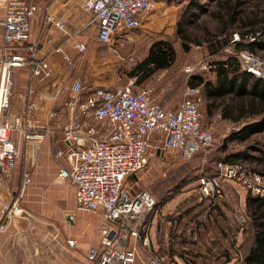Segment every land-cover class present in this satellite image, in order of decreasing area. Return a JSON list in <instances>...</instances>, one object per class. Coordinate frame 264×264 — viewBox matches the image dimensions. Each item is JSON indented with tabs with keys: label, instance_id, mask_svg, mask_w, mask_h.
Returning <instances> with one entry per match:
<instances>
[{
	"label": "built area",
	"instance_id": "built-area-1",
	"mask_svg": "<svg viewBox=\"0 0 264 264\" xmlns=\"http://www.w3.org/2000/svg\"><path fill=\"white\" fill-rule=\"evenodd\" d=\"M160 0H86L84 9L96 19V42L113 49L114 43L124 32H133L142 25L144 16ZM4 15L2 44L0 47V173L8 175L20 151L11 140L18 133L24 143H31L39 136L32 129H22V117L12 121L4 118L8 111L11 73L13 70H29L36 78L48 79L50 69L45 61L35 60L34 49L24 58L14 54L16 47L27 44L31 35V20L38 7L25 0H0ZM54 26L63 30L61 22ZM259 35L244 39L253 42ZM242 40L233 36L231 43ZM243 42V41H242ZM85 46L76 45L83 53ZM115 51V50H113ZM57 52H61L60 49ZM240 71L264 79V62L244 52L236 57ZM69 62V58L64 56ZM192 70L189 69L188 72ZM131 81L124 87L112 90L85 88L74 82L64 109L70 113L69 127L64 130V151L56 153L65 157L69 170H60L58 178L69 180L74 188L75 208L79 212L101 213L103 224L98 230L100 249H90L87 264H161L157 256L150 253L149 217L158 207L154 197L146 191L131 192L127 188L128 178L141 172L148 164L149 150L178 152L185 158L205 151L213 143V135L201 124L199 88L185 86L181 101L174 110L157 106L144 90L135 91ZM60 118V113L53 114ZM83 119L106 127L105 131L85 129ZM150 142L152 144H150ZM211 175H200L197 186L204 198L217 196L223 182H236L254 196L264 197V175L242 165H214ZM30 184L25 177L22 189ZM17 200H9L0 211L4 217L15 216ZM128 238L140 247L127 248ZM68 245L74 247V241Z\"/></svg>",
	"mask_w": 264,
	"mask_h": 264
},
{
	"label": "crops",
	"instance_id": "crops-1",
	"mask_svg": "<svg viewBox=\"0 0 264 264\" xmlns=\"http://www.w3.org/2000/svg\"><path fill=\"white\" fill-rule=\"evenodd\" d=\"M25 1L35 4L38 12L30 22L29 42L18 45L13 53L28 58V49L33 48V57L47 63L51 76L48 79L36 78L24 69L13 70L11 73L12 93L4 118L12 121L22 117V129L30 128L39 137L26 144L18 133L10 136L18 146L20 158L6 175V186L0 183V211L9 200H17L18 214L4 217L0 221V264H87L88 251L100 249L98 230L103 224V218L101 213H94L99 221L91 224L78 217L83 212L75 208L73 186L69 180L58 178L59 171L69 170L70 164L65 157H57L56 153L64 151L67 146L63 141V133L69 127L71 115L64 109V104L72 84L78 81L87 89L102 88L98 86L99 74L104 68L94 45H99L95 38L96 19L85 11L86 0ZM3 15L4 10L0 4V23ZM145 16L141 27L135 30L137 32L121 34L127 35L123 42L126 39L132 42L131 37L138 40L149 36L150 25L156 19L155 15ZM55 21L63 24V30L54 26ZM91 28L93 35L89 37L86 32ZM2 32L0 25V47ZM120 39L121 36L116 42ZM161 40L150 43L146 55L150 46ZM79 44L86 47L83 53L76 49ZM58 49L61 52H57ZM64 56L70 61H65ZM90 75L92 80L88 84ZM160 104L161 108H167ZM55 113H60L61 117H53ZM81 121L86 130L102 132L106 129L92 119ZM170 153L180 155L174 151L158 152L150 149L148 164H167ZM25 177L30 180V184L23 190ZM135 186L136 183H133L127 188L137 192ZM151 232L149 227L150 246L153 245ZM69 241H74V247L68 245ZM126 247H135L142 255L133 239L128 238ZM149 250L152 253V248Z\"/></svg>",
	"mask_w": 264,
	"mask_h": 264
},
{
	"label": "rangeland",
	"instance_id": "rangeland-1",
	"mask_svg": "<svg viewBox=\"0 0 264 264\" xmlns=\"http://www.w3.org/2000/svg\"><path fill=\"white\" fill-rule=\"evenodd\" d=\"M239 2L242 3V18H255L264 22V0ZM199 3L205 11L199 13L194 10L192 16L187 13V0L155 2L145 16L155 15L156 19L150 25L149 36L136 40L130 35L132 42H128V39L123 42L127 36L123 34L119 42H116L117 39L115 41L116 52L92 42L104 68L99 74L98 86L112 90L128 85L131 81L127 73L143 60L149 44L158 39L172 44L177 55L176 62L169 70L156 73L142 86L134 85L135 91L144 90L157 106L162 107L161 102L167 107L164 109L174 110L181 101V91L188 85L190 77L197 75L213 82L210 66L217 61L236 59L242 53L235 52L233 43L224 45L215 55L210 54L205 44H190L187 53L182 51L176 33L179 26L196 41L203 40L204 29L211 33H217L220 29V22L210 16L217 12L216 3L211 1L207 4L202 0ZM184 21L188 23L183 25ZM86 33L92 37V28ZM219 40L222 38L219 37ZM254 56L264 62V50H258ZM189 69L192 71L188 72ZM91 80L90 75L88 84ZM12 84L11 78L8 104ZM200 115L202 128L208 129L213 135V143L209 148L189 158L170 153L169 163L163 165L151 162L141 172L128 178L125 186L136 183L134 190L146 191L157 201V210L149 218L153 243L150 248L155 251L150 253L153 256L160 255L164 264H226L225 253L231 257L229 264H237L252 242L245 208L248 193L236 182H223L219 195L204 198L197 189V179L200 175H211L214 165L222 162L226 155L238 151L257 158L264 157V133L256 135L245 145L225 146V139L237 130V126L221 121L216 114L208 117L204 105L201 106ZM6 181L7 176L0 173L3 187ZM78 217L91 224L99 221L94 214L80 213Z\"/></svg>",
	"mask_w": 264,
	"mask_h": 264
},
{
	"label": "trees",
	"instance_id": "trees-1",
	"mask_svg": "<svg viewBox=\"0 0 264 264\" xmlns=\"http://www.w3.org/2000/svg\"><path fill=\"white\" fill-rule=\"evenodd\" d=\"M187 1V13L189 15L193 16L194 10L199 13L205 11L199 0ZM202 1L207 2V4L211 1L216 3L217 12L210 16L220 22V29L217 33H211L204 29L202 31L203 40L196 41L191 34L186 33L179 26L176 33L183 52L189 51L190 44L196 46L205 44L210 54L215 55L224 45L232 44L231 36L233 33L243 41L234 44L236 53L247 52L254 55L258 50H264V22L262 20L257 21L255 18H242V3L239 0ZM183 23L186 25L188 21ZM255 34L259 35V39L253 42L244 41L246 37ZM219 37L222 40H219ZM176 58V51L172 44L163 40L154 42L146 57L127 73V77L130 81H134L135 86H142L156 73L169 70L175 64ZM210 73L214 77L213 82L196 75L190 77L188 85L200 89V106L204 105L208 117L216 114L221 121L237 126V130L225 139V146L230 144L245 145L256 135L264 133V79L241 72L240 65L234 58L214 62L210 66ZM222 163L242 165L251 171L264 175V157L257 158L238 151L226 155ZM256 167L261 168V170L255 169ZM245 208L251 228L252 242L237 264H264V197L248 193ZM156 210L157 208L151 215ZM153 252L155 251L152 250ZM157 256L160 257L159 260L162 264V257ZM225 262L226 264L231 262V257L227 253H225Z\"/></svg>",
	"mask_w": 264,
	"mask_h": 264
}]
</instances>
